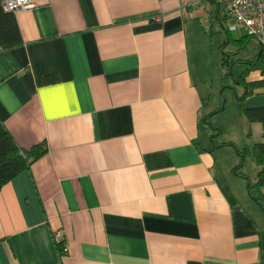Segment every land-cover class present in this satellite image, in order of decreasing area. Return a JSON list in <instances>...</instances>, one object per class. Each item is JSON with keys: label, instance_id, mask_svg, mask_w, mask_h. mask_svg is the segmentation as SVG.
<instances>
[{"label": "crops", "instance_id": "1", "mask_svg": "<svg viewBox=\"0 0 264 264\" xmlns=\"http://www.w3.org/2000/svg\"><path fill=\"white\" fill-rule=\"evenodd\" d=\"M32 2L22 44L0 46V123L47 153L0 191V264H264V211L206 123L218 5ZM28 72L59 81L32 90ZM244 107L264 108V87Z\"/></svg>", "mask_w": 264, "mask_h": 264}, {"label": "rangeland", "instance_id": "2", "mask_svg": "<svg viewBox=\"0 0 264 264\" xmlns=\"http://www.w3.org/2000/svg\"><path fill=\"white\" fill-rule=\"evenodd\" d=\"M218 17V21L214 20L213 30L210 28V23L207 25L210 28L208 41L203 48L209 56L208 86L209 94H212L207 118L213 126L221 131L216 139L220 146L212 145L219 162L225 167V171L230 172L229 176L247 186L248 181L243 175L248 177L251 182L257 180L259 167L252 155L255 145L264 140L262 136L263 127L261 123H250L245 116L242 109L243 105L238 101V98L243 95L241 86L229 79L224 88L222 64H224V58H228L230 62L238 59L255 61L261 45L259 41L252 39L238 56H234L238 51L237 46L234 41H229L246 36V31L239 29L237 32L229 33V27L234 25L235 21L232 18H227L221 10ZM237 67L238 65H236ZM208 130L211 136L214 131L210 127ZM243 156H245L244 161H242ZM241 163H243L241 168L243 175L236 174L234 171Z\"/></svg>", "mask_w": 264, "mask_h": 264}, {"label": "trees", "instance_id": "3", "mask_svg": "<svg viewBox=\"0 0 264 264\" xmlns=\"http://www.w3.org/2000/svg\"><path fill=\"white\" fill-rule=\"evenodd\" d=\"M4 0H0V46L3 49H13L22 44L23 39L18 27L16 16L12 12L5 11L3 7ZM229 32V31H228ZM254 38L246 35L234 41L237 46V52L234 56H238L248 45L250 40ZM261 45L260 52L255 61H246L238 59L237 61H229L224 58L223 82L224 88L226 81L231 79L236 85L244 88V94L238 98V101L243 105L242 109L250 123L259 122L262 124L264 132V108L248 109L244 107V100L253 95L256 90L264 87V80L248 81V76L253 71H260L264 75V45ZM238 65V69L236 68ZM240 68V69H239ZM24 82L32 90L36 86H45L54 84L59 81L56 74L46 75L42 77H33L29 72L23 77ZM206 123L214 132L210 136L214 146H220L216 139L221 134V131L216 126H213L211 121L206 118ZM264 138V133H263ZM47 153V145L45 142L35 145L30 150L20 148L15 142L12 135L0 123V191L2 188L17 177L22 172L29 170L31 165L42 158ZM252 157L255 159L259 171L257 180L251 182L248 177L241 173L243 163L235 168V173L243 175L248 181L247 191L250 198L264 211V141L257 143L254 148ZM245 156L242 157L244 161ZM60 246L58 250L60 251Z\"/></svg>", "mask_w": 264, "mask_h": 264}, {"label": "built area", "instance_id": "4", "mask_svg": "<svg viewBox=\"0 0 264 264\" xmlns=\"http://www.w3.org/2000/svg\"><path fill=\"white\" fill-rule=\"evenodd\" d=\"M227 18H232L235 24L229 27V32L234 33L239 29H244L246 35L259 41L264 45V0H213ZM5 11L14 14L21 11L30 10L35 7L32 0H4ZM57 246H60V255L64 256L68 252L59 234L55 236ZM205 264H220L216 262H206ZM261 264V263H255Z\"/></svg>", "mask_w": 264, "mask_h": 264}]
</instances>
